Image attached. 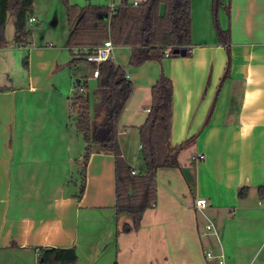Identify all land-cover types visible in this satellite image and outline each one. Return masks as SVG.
<instances>
[{
    "label": "crops",
    "instance_id": "0c3cea01",
    "mask_svg": "<svg viewBox=\"0 0 264 264\" xmlns=\"http://www.w3.org/2000/svg\"><path fill=\"white\" fill-rule=\"evenodd\" d=\"M222 1L219 23L230 32V67L222 84L228 58L214 33L212 0H191L188 56L132 67L128 47L122 48L129 53H112L133 85L118 123L121 159L138 173L144 169L138 129L161 74L173 87L168 140L173 146L188 141L178 166L156 171L155 204L127 233L122 227L130 218L114 209L113 155L90 154L77 197L84 142L67 123L72 55L61 0H34L35 21L23 46L14 35L10 41L6 16L0 264H36L41 247L74 248L79 264H218L220 257L223 264H264V200L257 193L264 186V0ZM198 155L204 158L193 160ZM241 187L248 192L239 199ZM196 199H205L204 209H193Z\"/></svg>",
    "mask_w": 264,
    "mask_h": 264
},
{
    "label": "trees",
    "instance_id": "16d2710c",
    "mask_svg": "<svg viewBox=\"0 0 264 264\" xmlns=\"http://www.w3.org/2000/svg\"><path fill=\"white\" fill-rule=\"evenodd\" d=\"M66 10L68 36L66 48H95L107 39L114 47H128V63L138 67L150 59H161L162 52L169 49H185L190 54L191 0H144L133 5L120 0L113 12L108 7L87 4L71 5L61 0ZM34 0H0V49L6 48L5 23L8 12L15 15L14 41L18 46L27 44L31 35L29 19L33 17ZM225 8L222 0H212L211 14L217 43L225 47L227 63L220 84L228 77L230 59L229 28H222L219 12ZM71 54V53H70ZM26 59H23L25 65ZM84 63L71 59L68 66ZM96 86L91 94L87 82L79 81L70 97L69 118L74 119L75 129L81 135L84 149L79 171L80 182L77 197L85 187V171L93 152L111 154L115 157V213L126 215L131 224L122 227L123 232L138 229L144 212L156 201V171L159 168L178 166V155L188 141L171 145L168 136L172 113L173 87L169 78L161 74L151 88V105L144 124L139 127V142L144 169L131 174V167L120 157L118 123L133 90L132 82L124 69L113 61L98 66ZM220 85L218 86V88ZM247 187L238 189L242 199ZM258 197L264 200V186L257 188ZM36 264H79L74 248L37 249Z\"/></svg>",
    "mask_w": 264,
    "mask_h": 264
},
{
    "label": "built area",
    "instance_id": "2783aa9c",
    "mask_svg": "<svg viewBox=\"0 0 264 264\" xmlns=\"http://www.w3.org/2000/svg\"><path fill=\"white\" fill-rule=\"evenodd\" d=\"M134 6L138 4L137 1H133L132 3ZM116 8V5H114V3L112 2L109 5V11L113 12ZM35 21L34 17H31L29 19V23H32ZM113 49L114 46L111 42L110 39H107L106 41H104L102 43V45L95 47V48H91V47H73L68 49V51L71 53L72 58L73 59H82L84 61V63L88 64L91 66V71H90V78L92 79H96L98 77V66L101 63L107 62V61H113V57H112V53H113ZM191 50V48H190ZM171 53L169 49H165L162 52V57L163 58H167L170 57ZM150 109H146V112L149 113ZM139 148L141 149V145L139 146ZM204 157L203 155H198L197 157H194L193 160H202ZM138 172L131 169V174L135 175ZM154 206V205H153ZM206 206V201L205 199H196L193 202V209L194 210H202L204 209ZM206 230L210 231L212 230V225L211 224H207L206 225ZM205 257L207 259L212 258V254L210 252H207L205 254ZM218 264H223L222 258L220 257V259L218 260Z\"/></svg>",
    "mask_w": 264,
    "mask_h": 264
},
{
    "label": "rangeland",
    "instance_id": "374dc122",
    "mask_svg": "<svg viewBox=\"0 0 264 264\" xmlns=\"http://www.w3.org/2000/svg\"><path fill=\"white\" fill-rule=\"evenodd\" d=\"M90 1V0H89ZM95 2V4H99L101 6H106L109 8V5L113 2L114 5L119 4L120 0H93ZM133 1H137V2H142L144 0H129V2L133 3ZM86 0H83V3H85ZM62 3V1H61ZM89 4V3H87ZM86 4V5H87ZM63 5V4H62ZM92 5V4H91ZM64 6V5H63ZM85 6V5H84ZM65 8V7H64ZM8 17H7V23H6V28H7V33L10 36V41L13 39V35H14V23H15V15L12 12H8L7 13ZM113 52L117 55L122 54L124 52H128V49H124L122 47H116L113 49ZM122 67V66H121ZM124 69V67H122ZM125 70V69H124ZM71 71H72V83H71V91L69 93H67V104L68 107L70 106V97L74 91V86L76 85L75 81L76 79H79L80 82H87L88 85V92L89 94H91L93 88L96 86V82L95 79L90 78V71L91 69L84 63H78L74 66L71 67ZM68 116H69V110H68ZM68 129L70 134H74L77 133L79 137H81V135L76 131L75 129V122L73 117L69 118L68 117Z\"/></svg>",
    "mask_w": 264,
    "mask_h": 264
},
{
    "label": "water",
    "instance_id": "95a60500",
    "mask_svg": "<svg viewBox=\"0 0 264 264\" xmlns=\"http://www.w3.org/2000/svg\"><path fill=\"white\" fill-rule=\"evenodd\" d=\"M172 55L185 57L186 56V51H185V49H173L172 50ZM75 83L79 84V79H76Z\"/></svg>",
    "mask_w": 264,
    "mask_h": 264
}]
</instances>
